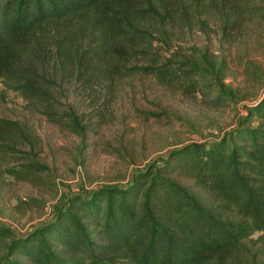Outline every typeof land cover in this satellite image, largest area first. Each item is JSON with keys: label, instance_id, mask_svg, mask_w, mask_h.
<instances>
[{"label": "trees", "instance_id": "trees-1", "mask_svg": "<svg viewBox=\"0 0 264 264\" xmlns=\"http://www.w3.org/2000/svg\"><path fill=\"white\" fill-rule=\"evenodd\" d=\"M194 5L200 0H0V80L56 125L74 120L65 114L76 113L67 106L73 94L104 113L120 82L137 73L163 84L192 82L172 55L157 51V36L188 24ZM247 113L233 143L187 144L127 188L101 189L80 202L79 212L102 219L106 243L83 250L82 216L66 210L73 227L63 237L67 257L46 242L47 226L12 240L0 264H22L13 258L17 250L32 264H255L264 255V96ZM0 122V139H9L13 128ZM174 172L240 221L222 220ZM10 234L0 226V239ZM249 243L261 244L258 253L251 255Z\"/></svg>", "mask_w": 264, "mask_h": 264}, {"label": "rangeland", "instance_id": "rangeland-1", "mask_svg": "<svg viewBox=\"0 0 264 264\" xmlns=\"http://www.w3.org/2000/svg\"><path fill=\"white\" fill-rule=\"evenodd\" d=\"M157 37V51L172 55L192 82L163 84L142 73L125 77L104 113H92L89 103L73 94L67 106L76 113L65 114L74 120L64 118L62 125L48 121L0 80V121L14 130L0 139V226L11 231L0 239V259L12 240L47 226L46 242L67 257L63 237L73 227L63 217L66 210L82 216L83 250L106 243L102 219L79 212L80 202L101 189L127 188L187 144L209 146L225 138L231 144V135L247 128L248 108L264 96V0H200L188 24ZM258 121L253 118L249 127ZM170 176L222 220L240 221L193 180ZM260 246L249 243L251 255ZM14 253L19 263L32 264L21 250ZM257 255L255 264H264V255Z\"/></svg>", "mask_w": 264, "mask_h": 264}]
</instances>
